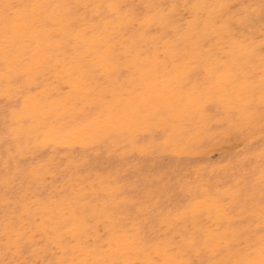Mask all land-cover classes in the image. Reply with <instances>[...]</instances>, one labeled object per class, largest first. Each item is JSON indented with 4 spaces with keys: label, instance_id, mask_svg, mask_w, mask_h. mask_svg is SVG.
I'll return each instance as SVG.
<instances>
[{
    "label": "snow or ice",
    "instance_id": "6c2138e0",
    "mask_svg": "<svg viewBox=\"0 0 264 264\" xmlns=\"http://www.w3.org/2000/svg\"><path fill=\"white\" fill-rule=\"evenodd\" d=\"M0 63L6 82L0 139L15 142L20 151L23 131L31 126L25 106L40 86L34 74L49 71L62 77L67 72L68 94L79 92L100 113L117 86L186 66L189 75L203 74L213 85L209 97L219 92L231 97L227 119L235 127L250 128L259 118L264 137V0L237 5L231 0H0ZM58 91L63 95L62 88ZM21 99L25 106L12 105ZM42 175V167L21 168L19 161L5 175L0 264H218L205 259L212 249L198 224L199 201L183 211H166L164 204L175 193L162 204L155 181L151 188L146 181L119 191L103 208L66 199L56 219L40 214L59 199L55 189L47 195L38 190ZM242 181L237 178V187ZM259 183L264 221V152ZM97 214L104 218L109 250L117 253L109 259L84 258L99 250L90 243ZM257 251L259 259L235 264H264V230Z\"/></svg>",
    "mask_w": 264,
    "mask_h": 264
},
{
    "label": "bare ground",
    "instance_id": "6f19581e",
    "mask_svg": "<svg viewBox=\"0 0 264 264\" xmlns=\"http://www.w3.org/2000/svg\"><path fill=\"white\" fill-rule=\"evenodd\" d=\"M250 1L258 2V0ZM14 2H37V0H14ZM39 2H56V0H39ZM128 2L141 4L152 0H128ZM192 2L215 4L220 0H192ZM231 3L237 5L236 0H231ZM258 24L259 20L257 26ZM2 73L3 65L0 63V94L6 87ZM185 73H189L186 66L176 65L168 74H145L137 80L117 86L116 95L109 97L112 103L100 113L92 107L93 101L79 92L68 94L66 78L70 76L67 72L63 77L52 71L47 75L34 74L38 76L40 86L33 89L26 106L23 99L11 102L14 106H25V115L30 118L31 126L23 131V151L12 145L15 156L11 160L8 155L0 153V191H2L0 202L3 197L5 175L10 169H14L16 162L19 161L21 168L42 167L44 175L40 178L38 190L47 195V192L55 189L59 197L51 203L48 212H42L41 215H52L60 219V212L64 208L66 199L89 200L95 206L103 208L105 201L110 204L111 197L119 191H131L133 186L137 184L144 186L146 181L149 188L152 187L151 181H155L154 194L164 204L173 190H170L160 178L153 179L139 173L126 178L128 168L122 171L118 168L90 169L87 157L96 150L130 157H144L155 151L178 157L209 155L211 153L208 149L209 145L217 142L219 138L229 139L232 135L250 137L251 140L262 138V133L259 132L262 127L260 122L254 123L252 128L245 126L237 128L227 119L226 114L228 115L231 99L227 93L219 92L209 97L208 91L213 85L205 81L203 74L201 79L190 81L188 78L194 73L191 75ZM184 75L189 77L185 78ZM60 88L63 89V95L58 91ZM2 102L5 101L0 95V103ZM166 109L181 117L189 115L193 117L195 120L191 121L190 127L194 129H198L199 125H207L211 119L210 129L214 131L212 137L197 144L198 133L202 136L203 128L192 135L186 131L173 135L167 123ZM8 112L9 114L12 112L11 107ZM176 124L177 129L182 127L180 122ZM97 129H100L98 134ZM204 134H207V131ZM93 145H96L95 150ZM261 152H264V145L242 159L246 170L239 175L233 171V168H228L229 166H226V171L220 175L216 174L215 166H210L208 172L200 166H195L193 169L185 167L178 169L180 175L178 188L180 191L184 190V194L174 203L170 204L172 199L167 200L164 206L166 211L175 213L199 201L198 224L208 234L212 249L205 259L218 264H235L236 261L248 258L259 259L257 247L261 232L264 230L259 183ZM29 153L32 154L28 155ZM238 177H243L239 187H237ZM3 221L4 208L0 203V247L4 243ZM91 222L95 227L90 232L92 236L90 243L99 250L85 254L84 258L109 259L116 256L117 253L109 250L104 218L97 214Z\"/></svg>",
    "mask_w": 264,
    "mask_h": 264
},
{
    "label": "rangeland",
    "instance_id": "374dc122",
    "mask_svg": "<svg viewBox=\"0 0 264 264\" xmlns=\"http://www.w3.org/2000/svg\"><path fill=\"white\" fill-rule=\"evenodd\" d=\"M236 1L237 4H241L244 2L252 3V1L250 0ZM184 77H189V75H184ZM188 79H190V81L191 79L194 81L199 80L201 79V74L199 75L194 73V75L190 76ZM170 111V109H166V113H168L167 123L169 124V130L172 131L173 135H179L183 131H186L187 133L192 135L196 131L200 132V128H203L202 136L198 133L199 140L197 144L205 142L212 137L214 131L210 129V127L212 126L211 119L209 120L207 125H199L198 129H194L190 127L191 121L195 120L193 117H191L190 115L181 117V115L170 113ZM4 114L5 102H2L0 103V133H2L3 131ZM176 122H180L182 127L177 129ZM258 122H260L259 118H257L255 124ZM197 124H199V122ZM219 129H221V127ZM205 131H207V134H204ZM259 132H261V130ZM240 143L242 144L240 145ZM12 145H16L15 142L4 143L2 139H0V153H3L5 156L8 155L9 157H14L15 152ZM261 145H264V137L258 140H251L250 137H244L242 135H232L229 139L219 138L217 142L209 145L208 149H210L211 152L209 155H182L178 157L173 154L160 153L155 151L150 155L144 157H130L122 156L119 153L108 154L103 150H96L93 153L89 154L86 160L88 163V167L95 170H108L112 168H118L122 171L124 169L127 170L128 168V171L126 172V178H131L136 173H139L140 175L143 174L153 179L160 178L162 182L166 184V186H168L170 190H173V193H175V196L172 197V201H170L171 204L180 199L184 194V190L180 191L178 188V184L180 182L178 169L181 170L183 167L187 169H193L195 166H200L203 167L206 172H208L210 170V166H215L217 169L216 174L220 175L226 171V166H229L228 168H233V171L237 173V175H239L244 173L246 170V166L244 165L242 159L244 157L250 156V154ZM31 154L32 153H29L28 155ZM207 165L208 167H205ZM1 192L2 191H0V193Z\"/></svg>",
    "mask_w": 264,
    "mask_h": 264
}]
</instances>
